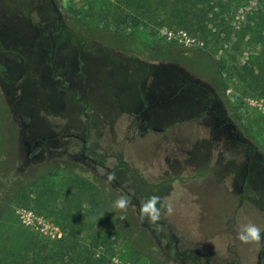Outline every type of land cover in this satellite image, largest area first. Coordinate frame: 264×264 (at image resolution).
<instances>
[{
	"label": "rangeland",
	"instance_id": "374dc122",
	"mask_svg": "<svg viewBox=\"0 0 264 264\" xmlns=\"http://www.w3.org/2000/svg\"><path fill=\"white\" fill-rule=\"evenodd\" d=\"M54 1L60 23L45 0H0V191L26 182L0 194L14 246L30 233L41 264H164L133 204L157 195L174 208L152 226L164 243L264 264V248L236 238L249 222L264 235V99L248 83L264 33L247 30L264 0H220L204 40L133 27L124 0Z\"/></svg>",
	"mask_w": 264,
	"mask_h": 264
},
{
	"label": "trees",
	"instance_id": "16d2710c",
	"mask_svg": "<svg viewBox=\"0 0 264 264\" xmlns=\"http://www.w3.org/2000/svg\"><path fill=\"white\" fill-rule=\"evenodd\" d=\"M133 7L131 25L138 27L149 24L150 28H164L167 32H183L187 35H196L204 40L211 31L210 22L216 18L217 10L221 7L220 0H124ZM126 17V16H125ZM125 17H123L125 19ZM122 19V20H124ZM252 23L248 24L247 30L254 38H259V34L264 33V7L254 11L249 19ZM261 40V39H260ZM261 51L264 58V39L261 40ZM248 83L258 97L264 99V59L255 70L251 71ZM37 181V179H36ZM34 181V182H36ZM11 181L8 180L1 187L0 194H5L3 200L13 198L24 188L25 181H18L13 188L10 187ZM86 187V184L82 185ZM110 201V196L107 198ZM112 202L113 199H111ZM111 223L116 225V219L112 210H108ZM121 222L122 221H118ZM132 224V223H130ZM19 227L15 222L4 217V210L0 211V264H41L38 259H33L31 250V238L33 234H28L27 244L17 248L12 243V239L19 232ZM76 230L70 234L67 248L72 250L76 241ZM29 245V246H27ZM32 251V250H31ZM34 256V255H33ZM35 257V256H34ZM36 258V257H35Z\"/></svg>",
	"mask_w": 264,
	"mask_h": 264
},
{
	"label": "flooded vegetation",
	"instance_id": "af4514ba",
	"mask_svg": "<svg viewBox=\"0 0 264 264\" xmlns=\"http://www.w3.org/2000/svg\"><path fill=\"white\" fill-rule=\"evenodd\" d=\"M55 6L57 7L55 1L53 0ZM45 5L48 6L52 11H53V5L50 3L49 0H45ZM54 12V11H53ZM55 13V12H54ZM56 14V13H55ZM57 23L61 22V15L58 17L56 14V20ZM55 21H52V24H54ZM52 29L50 28L48 31V36L50 40H52ZM54 49V45H52V50ZM223 123V121H221ZM229 129H231L232 133H235V126L231 125L230 123L228 124H223ZM73 137H76L80 139L82 143V148L80 150L79 157L80 159L84 161H88L95 166H98L99 163L91 158L87 153H86V147H85V140L77 137L75 135H72ZM54 136H51L49 138H52ZM237 137V135H236ZM238 138V137H237ZM43 141L45 139H42ZM106 172L108 174H113L110 169H106ZM112 185L119 188L118 183L114 180L112 181ZM133 204L135 205L137 212H138V218L140 221V226L141 228L145 229L155 240L156 242V250L155 254L158 252L160 256L164 258V264H214V262L209 258V256L206 253H203L200 249L199 251H192L190 249H182L181 246L178 243V240L176 239V236L174 234H170V238L173 239L171 243H164L163 241L165 240L162 235H160L158 229H154L152 226L155 225L156 223H152L149 220H143L141 221L140 217V212H139V202L133 198ZM163 224V223H161ZM199 255V259H196L195 257ZM191 256V259H188V257ZM195 258V259H194ZM163 261V260H162ZM224 264H234L232 262H227Z\"/></svg>",
	"mask_w": 264,
	"mask_h": 264
},
{
	"label": "clouds",
	"instance_id": "9594fccd",
	"mask_svg": "<svg viewBox=\"0 0 264 264\" xmlns=\"http://www.w3.org/2000/svg\"><path fill=\"white\" fill-rule=\"evenodd\" d=\"M116 179L114 174H109L107 180L112 182ZM160 207H157V205ZM129 207V199L126 195L119 196L113 202V208L121 212H126ZM139 212L141 220H149L152 223H156L160 220L162 215H172L174 208L171 204H163L162 198L157 195H153L147 199L146 202L139 205ZM124 219V216L120 217ZM242 244L255 243L258 246L264 248V235L261 233V229L254 223H246L239 226L236 237Z\"/></svg>",
	"mask_w": 264,
	"mask_h": 264
},
{
	"label": "water",
	"instance_id": "95a60500",
	"mask_svg": "<svg viewBox=\"0 0 264 264\" xmlns=\"http://www.w3.org/2000/svg\"><path fill=\"white\" fill-rule=\"evenodd\" d=\"M50 1V3L53 5V11L58 15V17L60 16V13H59V10H58V8L55 6V4H54V2H53V0H49ZM70 136H72V135H70ZM142 221V220H141Z\"/></svg>",
	"mask_w": 264,
	"mask_h": 264
}]
</instances>
